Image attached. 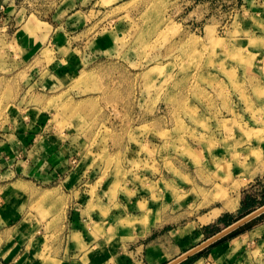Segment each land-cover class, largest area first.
Listing matches in <instances>:
<instances>
[{
	"label": "rangeland",
	"instance_id": "1",
	"mask_svg": "<svg viewBox=\"0 0 264 264\" xmlns=\"http://www.w3.org/2000/svg\"><path fill=\"white\" fill-rule=\"evenodd\" d=\"M15 2L41 11L33 18L57 26L59 35L26 47L18 28L29 13L14 19L0 7V133L32 113L49 132L74 135L78 160L85 155V166L99 170L119 194L144 197L170 215L183 202L186 220L210 210L218 200L205 203L204 191L185 189L194 182L178 176L206 181L210 172L201 167L210 151L238 150L249 129L264 132V26L247 8L238 10L241 0H85L78 9L86 17L80 11L68 18L74 27L64 25L60 11L50 12L65 0L52 7L46 0ZM37 22L34 32L44 30ZM100 38L106 48L97 46ZM6 137L0 136V149L15 145ZM241 192L255 209L264 205V174ZM260 243L245 242L242 256L230 250L229 264H264Z\"/></svg>",
	"mask_w": 264,
	"mask_h": 264
},
{
	"label": "crops",
	"instance_id": "2",
	"mask_svg": "<svg viewBox=\"0 0 264 264\" xmlns=\"http://www.w3.org/2000/svg\"><path fill=\"white\" fill-rule=\"evenodd\" d=\"M46 1L49 7L57 2ZM65 1L64 7L54 6L50 12L56 15L60 11L64 25L70 21L74 27L75 21L68 18L80 11L85 16V10L78 9L85 0ZM0 7L14 19L29 13L18 28L26 47L37 48L48 34L49 41L59 35L57 26L33 18L32 13L37 15L39 10L28 9L15 0H0ZM245 8L249 18L255 16L264 26V0H241L238 10ZM37 20L44 30L34 32L39 26ZM249 31L253 33V28ZM106 42L100 38L96 44L106 48ZM261 58L264 60V55ZM57 66L63 67V62ZM49 130L42 118L31 113L0 133L3 141L12 135L15 143L0 149V162L4 163L0 172V264H166L217 233L207 232L205 226L214 223L224 229L250 213V208L243 207L245 194L241 190L255 176L264 174V132L255 134L249 129L239 136L243 145L238 150L209 152L206 167H201L209 170L208 181L205 178L203 182L197 174H191L193 179L185 173L178 176L194 182L187 183L185 189L198 187L204 191L203 197L208 198L205 203L219 202L206 212L198 209L186 220L183 202L170 215L162 206L161 212L150 207L144 197L119 194L112 183L102 182L99 170L85 166V155L78 160L76 146L71 145L74 135ZM124 186L122 182L119 188ZM200 203L203 200L199 199ZM238 228L232 238L213 245L226 234L177 264H187L193 256L189 264H218L215 254L225 257L222 264H229L230 250L242 256L250 241L263 244L264 212Z\"/></svg>",
	"mask_w": 264,
	"mask_h": 264
},
{
	"label": "water",
	"instance_id": "3",
	"mask_svg": "<svg viewBox=\"0 0 264 264\" xmlns=\"http://www.w3.org/2000/svg\"><path fill=\"white\" fill-rule=\"evenodd\" d=\"M263 212H264V205H262L261 207L251 211L250 213L246 214L245 216L239 218L238 220H236L235 222H233L230 225L226 226L224 229H222L221 231H219L216 234L212 235L211 237H209L208 239H206L202 243L198 244L197 246L193 247L192 249L188 250L184 254L180 255L179 257L173 259L172 261H170V262H168L166 264H177V263H179L180 261L188 258L189 256L193 255L194 253H196L200 249L210 245L211 243H213L217 239L223 237L224 235L234 231L235 229H237L241 225L245 224L246 222L250 221L251 219H253L254 217L260 215Z\"/></svg>",
	"mask_w": 264,
	"mask_h": 264
},
{
	"label": "trees",
	"instance_id": "4",
	"mask_svg": "<svg viewBox=\"0 0 264 264\" xmlns=\"http://www.w3.org/2000/svg\"><path fill=\"white\" fill-rule=\"evenodd\" d=\"M249 198H247V199H243V207L244 208H250V211H252V210H254L255 209V206L253 205V204H251L250 202H247V200H248ZM262 204H264V202L262 203ZM241 228H238V229H235L234 231H232V232H230V233H233V232H238L239 230H240ZM194 259V256H193V258H190L189 259V261L187 262V264H189L192 260Z\"/></svg>",
	"mask_w": 264,
	"mask_h": 264
}]
</instances>
